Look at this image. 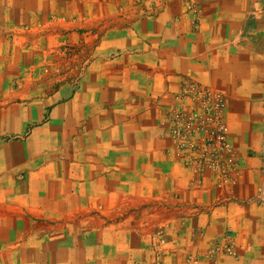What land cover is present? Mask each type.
<instances>
[{
    "label": "crops",
    "instance_id": "obj_1",
    "mask_svg": "<svg viewBox=\"0 0 264 264\" xmlns=\"http://www.w3.org/2000/svg\"><path fill=\"white\" fill-rule=\"evenodd\" d=\"M151 1L0 0V109H37L30 129L0 135V232L15 233L0 236V262L157 264L162 235V264H264V131L258 115L235 108L264 96L234 94L264 88V0H201L196 12L190 0ZM83 40L118 67L95 59L84 84H66V43ZM31 51L41 59L30 70L22 62ZM27 71L34 84H14ZM42 71L61 72V82L40 84ZM116 72L141 82L209 72L234 90L229 112L243 157L230 185L210 188L165 156L173 148L155 121L164 98L148 100L163 74L154 84H117L121 93L88 80ZM242 72L250 77L236 78ZM136 119L137 129L115 127ZM224 235L233 247L214 258L208 249Z\"/></svg>",
    "mask_w": 264,
    "mask_h": 264
},
{
    "label": "rangeland",
    "instance_id": "obj_2",
    "mask_svg": "<svg viewBox=\"0 0 264 264\" xmlns=\"http://www.w3.org/2000/svg\"><path fill=\"white\" fill-rule=\"evenodd\" d=\"M66 12H68V10H66ZM93 44L94 40H83L81 45L66 43V84H84L87 77L85 74L87 73L88 66L95 59H97L98 65L104 66V68L107 67V65L118 67V61H116V59L112 61L115 56L111 54H102V56L96 58V56L90 52V48ZM79 49L80 52H82L81 56L76 55ZM35 55L36 54L31 51L23 59L22 63H24L25 66L27 65L30 70L33 66L31 63L41 59V57L37 58ZM44 65L45 63L41 64L42 67ZM79 67L80 71L78 70ZM30 72H18L15 76L14 84H34L31 80V76L35 74H31ZM49 73L50 72H41L38 76L40 84L48 83L46 82L47 79L50 80L52 77L53 80L49 82L50 84H59L61 82V79L58 78V76L62 77L61 72L58 73L56 71L53 74ZM207 73V76L203 78L188 72H179L169 75L168 77L162 73L165 76L166 82L161 84L160 93L153 94L152 90L149 91L148 100L150 99V102H152L154 98H164L162 103L159 104V106L157 105L159 109L156 110V112L159 113V110L161 111L155 121L156 127L161 128L164 134V144L170 145V147L173 148L172 152H165V156L177 160L182 167L190 168L201 180H207V184L210 188H216L218 190V188H222L224 185H230L229 179L232 178L234 172L238 170H234V166L235 164L241 163V158L243 157L239 151L240 138H236L233 134V119H235L234 117L237 115H234L233 110L229 112L234 94L241 97H261L264 96V88L255 87L247 91L239 89L237 92H234V90L219 87L217 84H220V82L213 80L211 78V73ZM162 74H150L151 77L146 75L149 81L145 82L138 80L128 81L129 77H126L120 72L113 74L109 73L107 76L104 75L102 80L93 75V77H88V80L97 79L100 80L102 84H115L116 88L112 89V92L114 93L117 91L121 93L125 90L124 88L121 89L117 84H154L153 76H160ZM225 74L226 76L233 77L232 74L228 72ZM123 75L125 77H123ZM244 76L250 77V74L248 72L238 73L236 78L243 79ZM24 77H26V79ZM258 77V79L262 81V84H264V74H258ZM226 83L237 84L229 80L223 82V84ZM141 90L140 88L139 92ZM232 92H234V94ZM235 106V108H241L243 106L245 108L244 110L249 114L258 115L260 121H258V126L256 125V127L264 131L263 99L255 104L244 103V105ZM112 107L113 109H121L122 106L116 105ZM148 107H150L149 111L151 116H154L155 111L153 110V105L150 103ZM36 110L35 107L25 104H19L14 109H0V135L6 130L22 131L23 128H25L27 131L30 129V126L35 123L33 118L37 115ZM49 110L46 109V113H49ZM111 113L114 118L116 115L114 116V112ZM119 118L115 117V122ZM152 123H154V120L153 122L149 120L146 122V127L152 128ZM249 123L251 126V121H249ZM138 124V119L132 122L130 121L129 123L119 121L116 123L115 127H121L127 130L132 128L137 129ZM221 124H223V126H221ZM115 127H113V129ZM221 130L224 134L223 140L218 137ZM2 135H7V132ZM113 139L115 140L116 138ZM69 253H72V250H69ZM55 254L57 253L55 252ZM10 261L11 259H8L0 262V264H17L11 263Z\"/></svg>",
    "mask_w": 264,
    "mask_h": 264
},
{
    "label": "built area",
    "instance_id": "obj_3",
    "mask_svg": "<svg viewBox=\"0 0 264 264\" xmlns=\"http://www.w3.org/2000/svg\"><path fill=\"white\" fill-rule=\"evenodd\" d=\"M166 1L167 0H152L150 3H152L154 5V7H155L156 5L159 6V4L161 2H166ZM200 1L201 0H190V8L192 10H194V12L198 11ZM221 126H223V124H221ZM218 137L221 140L224 139V134H223L222 130L218 134ZM159 239L162 241V244L160 246H158V247H154L153 250H154L155 261L157 262V264H162L163 256L166 255L169 252V247H167L165 245L166 239H165L164 236L159 235ZM232 247H233V245H232L231 239L228 238L226 235H224V236H220V237L215 239L214 244L211 247H209L208 253L212 257L215 258L219 254H223V253H225L227 251H230Z\"/></svg>",
    "mask_w": 264,
    "mask_h": 264
},
{
    "label": "trees",
    "instance_id": "obj_4",
    "mask_svg": "<svg viewBox=\"0 0 264 264\" xmlns=\"http://www.w3.org/2000/svg\"><path fill=\"white\" fill-rule=\"evenodd\" d=\"M10 229V228H9ZM15 235V233H13V232H5V227H2V230H1V232H0V236L2 237V238H8V237H12V236H14Z\"/></svg>",
    "mask_w": 264,
    "mask_h": 264
}]
</instances>
